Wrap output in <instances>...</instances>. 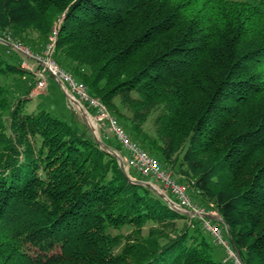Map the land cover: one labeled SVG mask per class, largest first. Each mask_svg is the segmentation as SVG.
Returning <instances> with one entry per match:
<instances>
[{
	"label": "trees",
	"instance_id": "1",
	"mask_svg": "<svg viewBox=\"0 0 264 264\" xmlns=\"http://www.w3.org/2000/svg\"><path fill=\"white\" fill-rule=\"evenodd\" d=\"M55 29L57 63L218 213L234 264H264V0H0L4 42L36 30L48 43ZM11 61L0 59L12 81L0 84V264H222L202 219L133 183L81 114L28 112L34 87L20 82L34 75Z\"/></svg>",
	"mask_w": 264,
	"mask_h": 264
},
{
	"label": "built area",
	"instance_id": "2",
	"mask_svg": "<svg viewBox=\"0 0 264 264\" xmlns=\"http://www.w3.org/2000/svg\"><path fill=\"white\" fill-rule=\"evenodd\" d=\"M6 41L11 45L14 51L37 65V70H32L29 69V65L26 61H23L22 63V68L32 72L34 77L37 79V90L46 89L47 76L55 78L75 108L78 111H83L85 113L88 120L92 124V131L96 130L100 135L101 132L113 135L128 152V156H120L115 151L123 160L127 172L130 169H136L145 177H151L160 182L162 184V189L166 194L170 192L172 195L176 196L177 202L171 201L175 208L183 214L201 218L205 229L211 232L216 237V240L227 248L230 257L236 258V255L231 250L229 243L223 238L221 226L213 223L212 219L206 218L205 216L209 215L217 218L219 217L218 213L215 211H207L205 208L194 203L187 193L186 187L176 183L170 174L164 172L161 169L160 164L155 159L151 158L139 146V144L135 143L133 139L124 131L117 120L111 115L108 108L100 100L93 98L89 94L87 86L77 81L71 73L63 69L57 63L54 58L57 41L56 29L50 36L49 42L43 52L36 53L29 47L13 41L11 38H7ZM107 138L108 137H106V139ZM237 263L240 264L238 260Z\"/></svg>",
	"mask_w": 264,
	"mask_h": 264
},
{
	"label": "rangeland",
	"instance_id": "3",
	"mask_svg": "<svg viewBox=\"0 0 264 264\" xmlns=\"http://www.w3.org/2000/svg\"><path fill=\"white\" fill-rule=\"evenodd\" d=\"M232 1H240V2H248V3H257L259 0H232ZM7 36L11 38L13 41L19 42L26 47H29L32 51L38 53L43 52L46 45L48 43H42L39 42L40 33L36 30H30L26 32L22 37H15L12 32H8ZM29 40V43L25 41V39ZM0 59H5L11 61V55L14 53L11 50V45L7 42H4L3 40L0 41ZM10 45V46H8ZM35 46V47H34ZM9 52V53H8ZM15 54V53H14ZM20 62L26 61V63L29 65V69L37 70V65H35L34 62L27 60L23 56L19 55L18 60H12L11 63L13 64H19ZM32 73V72H31ZM33 75V74H32ZM11 77L9 79L0 78V84H8L11 85ZM32 85L34 87L31 95H30V103L27 106V111L32 113L36 112L37 110L46 109L49 112H51L53 115L60 117L61 119L70 121V117L73 115V112L78 115V117L81 119L80 112L75 108V106L72 104V102L68 99L66 94L61 89L60 85L58 84L57 80L51 76H47V87L44 90H37V79L31 76H26L25 79L20 82L21 87H26L27 85ZM89 127L92 129V124L90 121H88ZM147 129H149V133L153 134V127L152 123H149L147 126ZM95 136H97L101 140V135L96 131ZM139 145L140 142H138ZM142 146V145H141ZM120 156L122 154L120 152H117ZM155 160L159 161V158L157 156H152ZM158 186V183H153ZM161 194H164L165 196H169V194H166L161 186L155 187ZM170 201L171 198L168 197ZM175 202V201H174ZM198 228L201 230L203 236L205 239L212 245L215 253V258L221 262L222 264H234V262L231 260L227 248L219 243L216 240V237L205 229V226L202 222L197 221ZM125 233H127V230H124ZM223 237L227 240L226 236L224 235L223 231Z\"/></svg>",
	"mask_w": 264,
	"mask_h": 264
},
{
	"label": "water",
	"instance_id": "4",
	"mask_svg": "<svg viewBox=\"0 0 264 264\" xmlns=\"http://www.w3.org/2000/svg\"><path fill=\"white\" fill-rule=\"evenodd\" d=\"M77 105V104H76ZM80 112V114H81V116H82V119L88 124V118H87V116L85 115V113L83 112V111H79ZM89 126V125H88ZM92 130V129H91ZM93 132V131H92ZM93 134H94V136H95V133L93 132ZM95 138H96V141L98 142V144L100 145V146H102V148H104L105 150H107L110 154H112V155H114V156H116L117 158H118V160H119V163H120V166H121V169L123 170V172H125L126 173V175L128 176V178L133 182V183H135V184H139V185H145V186H148V187H150V188H152L153 190H155L164 200H166L167 202H168V204L174 209V210H176L177 212H179V213H181L178 209H176L175 208V206H174V204L168 199V197L167 196H165L164 194H161L152 184H150V183H145V182H143V181H137V180H133L132 178H130L129 177V175H128V172H127V170H126V168H125V166H124V163H123V160L117 155V153L115 152V151H113V150H111V149H108L105 145H104V143L97 137V136H95ZM183 214V213H182ZM206 216V218H209V219H214V220H218V221H220L221 223H223V221H222V219L221 218H219V217H217V218H215V217H212V216H209V215H205ZM238 261H239V263L240 264H242L241 263V260H240V258L238 257Z\"/></svg>",
	"mask_w": 264,
	"mask_h": 264
},
{
	"label": "crops",
	"instance_id": "5",
	"mask_svg": "<svg viewBox=\"0 0 264 264\" xmlns=\"http://www.w3.org/2000/svg\"><path fill=\"white\" fill-rule=\"evenodd\" d=\"M0 41H2L1 39H0ZM0 43H2V42H0ZM125 154V153H124ZM136 172V171H135ZM133 180H135V179H133ZM155 181H148L147 183H150V184H152L154 187H158V186H161L159 183H158V186L157 185H155V184H153ZM155 183H157V182H155ZM162 187V186H161ZM213 222H218V223H220L221 224V222L220 221H218V220H214L213 219Z\"/></svg>",
	"mask_w": 264,
	"mask_h": 264
}]
</instances>
